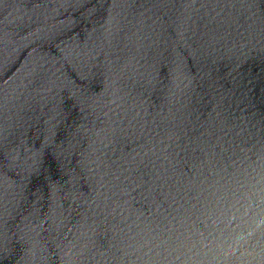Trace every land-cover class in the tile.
Returning a JSON list of instances; mask_svg holds the SVG:
<instances>
[{
	"label": "water",
	"instance_id": "water-1",
	"mask_svg": "<svg viewBox=\"0 0 264 264\" xmlns=\"http://www.w3.org/2000/svg\"><path fill=\"white\" fill-rule=\"evenodd\" d=\"M0 264H264V0H0Z\"/></svg>",
	"mask_w": 264,
	"mask_h": 264
}]
</instances>
